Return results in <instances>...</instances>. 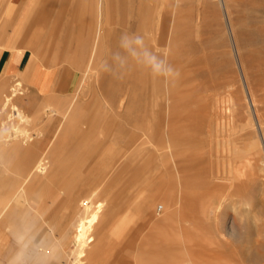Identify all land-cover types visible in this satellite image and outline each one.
Wrapping results in <instances>:
<instances>
[{
	"label": "rangeland",
	"instance_id": "obj_1",
	"mask_svg": "<svg viewBox=\"0 0 264 264\" xmlns=\"http://www.w3.org/2000/svg\"><path fill=\"white\" fill-rule=\"evenodd\" d=\"M49 2L0 0V49L27 51L28 75L37 67L51 85L32 95L27 79L12 76L0 92V189L8 190L0 210L9 201L7 215L34 227L25 250L47 235L57 236L42 251L48 264H264V0ZM145 18L170 28L167 50L152 41L150 54L176 60L177 79L146 72L144 53L121 46ZM89 22L93 30L80 34ZM28 24L30 35L14 43ZM175 30L187 37L170 38ZM94 99L99 112L83 117L91 109L76 103ZM13 104L24 119L10 120ZM13 135L39 142L45 173L36 160L30 179L18 174L20 150L4 141ZM183 195L199 221L175 213ZM92 211L78 256L77 225ZM166 211L176 221L165 224ZM9 233L23 245L19 230Z\"/></svg>",
	"mask_w": 264,
	"mask_h": 264
},
{
	"label": "crops",
	"instance_id": "obj_2",
	"mask_svg": "<svg viewBox=\"0 0 264 264\" xmlns=\"http://www.w3.org/2000/svg\"><path fill=\"white\" fill-rule=\"evenodd\" d=\"M24 27H22L16 34L14 43H16L19 37L23 35L22 33ZM74 35L75 34H72L71 37H73ZM24 39H25V35H24ZM30 64H33V61L31 56L27 53V51L21 49L14 50L8 47H4L0 49V92L8 85V82L12 76H23L25 79H27L28 89H30V93H32V95L35 94L41 95V93H45L46 91H48L51 85L49 78L46 77V71L42 72L37 67H34L32 72H30L28 75L27 71ZM80 85H78L77 87H80ZM24 101L27 103V101L30 102L32 100L30 98L27 101L26 100ZM26 103H24V106H26ZM87 103L88 101H84L81 103L82 105L79 103L76 104L77 106L79 105V107L82 109L83 108L91 109L90 113L88 114L83 113L84 114L83 117L87 116V118L89 119L90 114L98 113L101 107L97 99H94L93 101L89 100L90 105H88ZM104 123H105L104 126H106L107 124L111 125L112 121L107 120ZM59 132H61V130ZM63 132L64 131H62V134ZM89 141L90 140H87L86 143ZM52 149L53 147H51V151ZM17 150H20L19 152L20 160H18L19 162L17 161L14 164L13 168L18 170L19 175L24 176L26 182V180L31 178V175L28 176V178H26V174L28 170L35 163V161L38 159L40 155V144L34 147L31 146L18 147ZM38 178L39 177L36 178V176H34V180H39ZM3 180L5 181V179H2V177H0V181ZM20 186L22 187V185ZM7 196H8V190L6 191L5 189H0V197H7ZM16 201H19V199L17 198ZM9 204H10L9 201L3 204L0 210V264H48L46 262L50 259L44 257L42 258V251L46 250L48 245H50V243L53 240L57 239V236L46 237L47 235H43L37 240L36 242L37 245L36 244L33 245L30 248V250L26 251L25 245L28 243V237H26V231L34 227L27 225L28 220H20V218H15V217L10 218L9 214L7 215V211L8 212L10 211ZM9 227L20 231L21 233L20 238L24 240L23 245L18 243L15 237L11 233H9ZM105 228H109V227H105ZM112 229L116 231V229H118V223L114 227H112ZM53 254L59 256L58 250Z\"/></svg>",
	"mask_w": 264,
	"mask_h": 264
},
{
	"label": "bare ground",
	"instance_id": "obj_3",
	"mask_svg": "<svg viewBox=\"0 0 264 264\" xmlns=\"http://www.w3.org/2000/svg\"><path fill=\"white\" fill-rule=\"evenodd\" d=\"M33 1H35V5H37V6H39V8L41 7V5H45V4H47L49 1H51V0H33ZM48 1V2H47ZM61 1H73V0H61ZM51 2H49V4H50ZM52 5L53 4H55V3H51ZM134 4V3H133ZM163 4H165V3H163ZM48 5V4H47ZM62 5H63V3H62ZM68 5V4H67ZM178 5V4H177ZM54 6V5H53ZM52 6V7H53ZM66 6V5H65ZM174 6V5H173ZM50 8H51V6H49ZM55 7V6H54ZM159 8V7H158ZM53 9V11H55V9L54 8H52ZM73 9V8H72ZM124 9V8H123ZM154 9V8H153ZM35 10V9H34ZM69 10V9H68ZM67 10V11H68ZM225 10V9H224ZM65 11V10H64ZM226 11H227V8H226ZM162 12V11H161ZM66 13V12H65ZM64 13V14H65ZM57 14V13H56ZM63 14V13H62ZM63 14V15H64ZM175 15V14H174ZM144 16V15H143ZM47 17V16H46ZM66 17V16H65ZM149 17V16H148ZM175 17H176V15H175ZM143 18V17H142ZM151 18H152V16H151ZM158 18V17H157ZM153 19V18H152ZM74 20V19H73ZM72 20V21H73ZM151 20V19H150ZM167 20V19H166ZM61 21V20H60ZM144 22L143 23H141V25L139 24H137L138 25V28L136 27V34H138V35H140V34H143V35H145V36H143V38H144V44H143V46H138V45H136V44H133V45H131L130 47H132V49L137 53V52H139V51H142L144 54V58H146V60L148 59V55L150 54V52H151V49H152V46H150L149 45V42H154V45H155V49L156 48H160L161 46H159V45H165V49L164 50H167V46H166V44H165V41H166V38H167V36H169L168 35V31L170 30V28H169V30H168V28L167 27H163V24H166V22L163 20V19H161V21H157L158 22V25L156 26H154V25H152L153 24V22H152V24H150V25H152V26H149L148 25V21H147V19L145 18L144 20H143ZM152 21V20H151ZM154 21H155V19H154ZM133 22V21H132ZM140 22V21H139ZM156 22V21H155ZM156 22V23H157ZM56 23V22H55ZM66 23V22H65ZM155 24V23H154ZM161 24V25H160ZM229 24H230V21H229ZM56 25V24H55ZM47 26H48V24H47ZM134 25H133V23H131L130 25H129V27H128V29H127V32H132L135 28L133 27ZM161 26V27H160ZM231 26V25H230ZM87 27V28H86ZM86 27H83V29H82V32L80 33V34H84L85 32H86V30L88 31V30H93V26H91L90 25V22L87 24V26ZM80 28V27H79ZM231 28V27H230ZM25 29V30H24ZM24 29H23V33L22 34H24L25 35V38L26 37H28L29 35H30V33H31V31L30 30H33L34 29V27H31V25L30 24H28V25H26V28L24 27ZM58 29V28H57ZM173 29H176L175 28V26H174V28ZM47 30V29H46ZM141 30V31H140ZM177 30H178V28H177ZM177 30H175L176 32H174V33H170L171 34V37L170 38H180V39H184L185 37H187V35H186V32H184V30L182 31V33H181V30H180V32H179V35L177 34L178 32H177ZM37 31V30H36ZM49 31V30H48ZM71 31V30H70ZM80 31H81V29H80ZM142 31H143V33H142ZM179 31V30H178ZM30 32V33H29ZM79 33V32H78ZM177 34L178 36H180V37H177V35L175 36L174 34ZM92 34H93V32H92ZM108 34V33H107ZM149 35V39L147 38V36ZM173 35V36H172ZM108 36V35H107ZM27 40V39H26ZM187 43V42H186ZM184 45V44H183ZM164 47V46H163ZM161 49V48H160ZM163 49V48H162ZM131 50V49H130ZM174 50L175 49H171V53H173L174 52ZM154 51V50H153ZM160 52V51H159ZM167 52V56L169 55L168 53L170 52L169 50L168 51H166ZM187 52V51H186ZM129 53V52H128ZM185 54V53H184ZM136 55H138V54H136ZM151 55H152V53H151ZM155 55L157 56V54H156V52H155ZM165 56V55H164ZM185 56V55H184ZM135 57H137V56H135ZM169 57V56H168ZM165 58V57H164ZM167 58V57H166ZM182 58H183V60H185L184 59V57L182 56ZM91 59V58H90ZM133 59H135V58H133ZM142 60V59H141ZM182 60V59H181ZM96 61V60H95ZM134 61V60H133ZM133 61H131V62H133ZM143 61V60H142ZM139 62L140 64H145L146 62L145 61H143V62ZM87 62V61H86ZM145 62V63H144ZM175 62H176V60H174L173 58H172V60H170L169 61V63L167 64V65H171L172 67H173V65L175 64ZM182 62V61H181ZM136 63H138L137 62V60H135V65H136ZM134 65V66H135ZM151 66H150V64H148V65H146L145 64V67H143L144 69L143 70H145L146 72H147V70H149V68H150ZM175 67V66H174ZM173 67V68H174ZM133 69H134V67H133ZM132 69V70H133ZM136 70V69H135ZM140 70H141V68H140ZM139 70V71H140ZM144 73V72H143ZM103 74V73H102ZM134 74H136V73H134ZM147 74V73H146ZM245 78V77H244ZM138 79V78H137ZM126 81V80H125ZM173 81V80H172ZM127 82V81H126ZM174 82H175V80H174ZM142 83V82H141ZM145 83H147V82H145ZM173 84V83H172ZM83 86H85V85H81L79 88H80V90H82V88H83ZM142 86H144V84L142 85ZM86 88V87H85ZM147 89V88H146ZM142 90H143V88H142ZM149 90V89H148ZM117 94V93H116ZM14 95H15V92H14ZM249 95L251 96V94H250V91H249ZM13 96V95H12ZM11 96V97H12ZM87 97V96H86ZM10 100H11V98H10ZM122 100V99H121ZM124 100V99H123ZM93 101V100H92ZM122 102V101H121ZM82 105V104H81ZM122 105V104H121ZM121 105H119V106H121ZM89 107V106H88ZM49 110V109H48ZM50 112L51 111H54V110H49ZM52 116V115H51ZM50 116V117H51ZM24 117H25V114H23V112L21 111V109H20V107L18 106V105H16V104H13L12 105V111L10 112V114H9V118H10V120H14L15 118H20V119H24ZM55 120V119H54ZM257 120H258V123H259V119H258V117H257ZM256 120V121H257ZM16 129V128H15ZM14 130V129H13ZM15 131V130H14ZM17 131V130H16ZM15 131V132H16ZM19 131V130H18ZM18 134V133H17ZM23 134V133H22ZM19 135V134H18ZM21 135V134H20ZM19 135V136H20ZM11 136V135H10ZM17 135H13L12 137H6L5 139H4V141H6V143L7 144H12V145H14V150H17V148L18 147H22V146H26L27 147V145L28 146H31V147H34V146H36L39 142H37L36 144H35V142L33 141V142H30L29 140H31V138L28 140V136H26V138H25V136H23L22 138H24V139H22V140H19V139H21V137H16ZM7 141H10V143L9 142H7ZM5 143V142H4ZM5 143V144H6ZM27 144V145H26ZM11 148V147H10ZM44 156H41L40 158H39V160H37V162H36V164L34 165V169H40V172L41 173H45L46 172V167H47V164H45V162H44ZM38 171V170H37ZM39 172V171H38ZM180 175V174H179ZM184 179V178H183ZM27 181V180H26ZM183 190V189H182ZM183 192V191H182ZM182 197H184V195L183 196H181V199H180V205L178 206L179 207V210H177V201H176V204H173V206L175 207V209L177 210V211H175V213H180V218L183 220V219H185L186 221H191V223H195V221H196V219H197V217H198V219L200 218L199 216H198V211H197V208L195 207V208H193V207H191V205H189V199H187L186 198V200H184V198L182 199ZM143 198V197H142ZM141 199V198H140ZM142 200V199H141ZM140 200V201H141ZM151 197H145L144 199H143V201H142V204L144 205V207H149V203L151 202ZM168 200H169V202L170 203H172V199H170V198H168ZM182 200V201H181ZM104 203V202H103ZM138 203V202H137ZM136 203V204H137ZM141 204V203H140ZM101 205H100V203H99V201H97L96 202V208H101L100 207ZM138 206V205H137ZM163 206V205H162ZM168 207L170 206L169 204L167 205ZM136 208V207H135ZM107 209V208H106ZM140 209V208H139ZM145 209V208H144ZM144 209H142V210H144ZM93 212V211H92ZM99 212V211H98ZM168 212L166 211V214H167ZM97 214V211H94L93 213H87V214H85L82 218H81V220H80V222H79V224L77 225V232H76V235H75V240H77L78 242H79V244H78V248H79V250L76 252L77 254L76 255H78V256H81L83 253V251H84V248H86L85 247V244H86V235H87V232H88V230L90 229V226H91V224H92V221L94 222V218L97 216L96 215ZM197 214V215H196ZM154 216V215H153ZM177 214H174V216H173V214L171 215V214H167V215H165V217L163 218L164 220V223L166 224L167 222H172L173 220H175L176 221V219H177ZM105 217V216H104ZM153 218V217H152ZM179 218V217H178ZM154 219V218H153ZM153 219H151L152 221H153ZM197 219V220H198ZM156 220V219H155ZM123 221V220H122ZM125 221V220H124ZM123 221V222H124ZM162 221V220H161ZM199 221V220H198ZM122 222V223H123ZM153 222H155V224H156V221H153ZM159 222V221H158ZM96 223V222H95ZM175 223V222H174ZM94 224V223H93ZM124 224V223H123ZM126 224V223H125ZM152 224H154V223H152ZM154 224V225H155ZM157 225H159V224H157ZM161 225V224H160ZM163 225V224H162ZM121 226V225H120ZM123 226V225H122ZM124 227V226H123ZM120 228V227H119ZM150 232V231H149ZM153 233V232H152ZM149 235V234H148ZM151 237H152V235H151ZM90 239H91V237H89L88 238V240L90 241ZM94 251V250H93ZM86 255V254H85ZM78 263V262H77Z\"/></svg>",
	"mask_w": 264,
	"mask_h": 264
},
{
	"label": "clouds",
	"instance_id": "obj_4",
	"mask_svg": "<svg viewBox=\"0 0 264 264\" xmlns=\"http://www.w3.org/2000/svg\"><path fill=\"white\" fill-rule=\"evenodd\" d=\"M130 43H134L138 46H143L144 38L138 34L134 35L130 40L127 34L121 36V46L128 48ZM148 63L150 64L152 70L156 73L163 74L165 76H172L177 79L180 75L179 71L176 68H173L171 65H167L165 60L159 58L156 55H148Z\"/></svg>",
	"mask_w": 264,
	"mask_h": 264
}]
</instances>
